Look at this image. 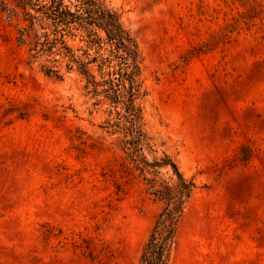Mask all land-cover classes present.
<instances>
[{
    "label": "rangeland",
    "instance_id": "rangeland-1",
    "mask_svg": "<svg viewBox=\"0 0 264 264\" xmlns=\"http://www.w3.org/2000/svg\"><path fill=\"white\" fill-rule=\"evenodd\" d=\"M108 1L144 58V156L196 185L169 264H264V0ZM23 18L0 0V264H139L153 176L108 103L41 71Z\"/></svg>",
    "mask_w": 264,
    "mask_h": 264
},
{
    "label": "trees",
    "instance_id": "trees-1",
    "mask_svg": "<svg viewBox=\"0 0 264 264\" xmlns=\"http://www.w3.org/2000/svg\"><path fill=\"white\" fill-rule=\"evenodd\" d=\"M27 24L22 36L33 35V59L41 71L60 81L76 75L94 105L108 103L117 122L115 133L124 136V150L146 178L148 192L163 203L139 264H169L178 230L196 185L180 172L165 153L150 162L144 152L157 154L143 123V101L148 96L144 58L136 38L124 25L122 13L108 0H15ZM6 6V5H5ZM9 15L17 13L8 8ZM161 169H170L169 178Z\"/></svg>",
    "mask_w": 264,
    "mask_h": 264
}]
</instances>
